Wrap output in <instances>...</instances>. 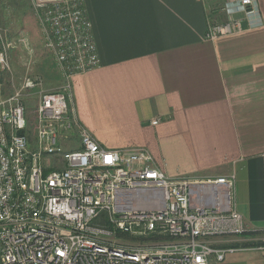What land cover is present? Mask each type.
<instances>
[{"label": "built area", "instance_id": "built-area-1", "mask_svg": "<svg viewBox=\"0 0 264 264\" xmlns=\"http://www.w3.org/2000/svg\"><path fill=\"white\" fill-rule=\"evenodd\" d=\"M30 1L64 86L47 91L40 77L6 85L16 44L0 42V264H219L236 251L264 255V239L239 240L248 228L235 173L170 177L148 149L104 147L83 127L72 78L100 66L86 0ZM238 2L245 19L257 13L254 0ZM245 19L211 23L206 38L241 33Z\"/></svg>", "mask_w": 264, "mask_h": 264}, {"label": "crops", "instance_id": "crops-1", "mask_svg": "<svg viewBox=\"0 0 264 264\" xmlns=\"http://www.w3.org/2000/svg\"><path fill=\"white\" fill-rule=\"evenodd\" d=\"M254 1L245 19L238 0H86L100 66L72 78L78 119L102 146L146 148L174 178L235 173L245 245L264 239V0ZM231 15L243 32L206 38ZM253 252L220 264H264Z\"/></svg>", "mask_w": 264, "mask_h": 264}, {"label": "rangeland", "instance_id": "rangeland-1", "mask_svg": "<svg viewBox=\"0 0 264 264\" xmlns=\"http://www.w3.org/2000/svg\"><path fill=\"white\" fill-rule=\"evenodd\" d=\"M0 39L16 44V48L7 53L9 69L3 74L6 85L13 80L20 86L26 78L35 76L43 79L46 90L62 89L61 70L45 46L40 19L28 0H0Z\"/></svg>", "mask_w": 264, "mask_h": 264}, {"label": "trees", "instance_id": "trees-1", "mask_svg": "<svg viewBox=\"0 0 264 264\" xmlns=\"http://www.w3.org/2000/svg\"><path fill=\"white\" fill-rule=\"evenodd\" d=\"M245 245V244H244Z\"/></svg>", "mask_w": 264, "mask_h": 264}]
</instances>
